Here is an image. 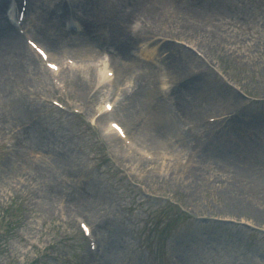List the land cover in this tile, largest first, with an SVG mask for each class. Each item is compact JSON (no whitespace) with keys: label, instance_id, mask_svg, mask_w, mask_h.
I'll return each mask as SVG.
<instances>
[{"label":"rangeland","instance_id":"1","mask_svg":"<svg viewBox=\"0 0 264 264\" xmlns=\"http://www.w3.org/2000/svg\"><path fill=\"white\" fill-rule=\"evenodd\" d=\"M47 1L45 8L51 3ZM112 1L119 0H110L109 7ZM201 1L186 5L152 0L137 9L130 0L110 13L98 6V0L97 12L89 4L93 10L86 12L83 0L73 2L89 23L90 14H97L91 23L101 28L100 36L111 35L114 29L125 41L138 36L125 47L156 77L165 116L174 119L175 135L186 138L181 144L164 143L138 125L132 128L130 118H120L122 112L116 110L137 146L154 156V161H146L108 138L107 117L104 122L101 115L92 118L98 111L92 108L97 95L87 88L95 80L78 90L70 85L72 76L66 70L57 78L37 70L25 85L22 114L17 111L12 118L10 131L0 129V231L9 230L0 232V264H264V217L227 200L242 196L264 210V0ZM216 4L224 9L220 16L208 7ZM170 6L205 11L216 25L218 32L211 30L215 37L207 27L200 31L201 41L188 40L177 35L169 21L152 20L168 16L164 9ZM47 11L28 12L27 21L41 25L35 24L29 36L43 46L57 45L51 49L53 60L78 56L81 45L73 42L84 33H64L56 23L57 13ZM229 20L235 24L229 25ZM108 48L112 49L110 44ZM20 53L8 49L2 73L10 72L9 65L20 60ZM101 55L83 61L81 69L97 68L104 60L115 70V56ZM134 69L137 73L142 68ZM81 74L85 80L90 77L87 69ZM133 77L117 81L113 91L117 101H122L123 90L130 93ZM53 79L66 83L68 91L61 92ZM41 80L46 82L39 89ZM160 81L166 82L165 91L159 89ZM11 90L18 92L14 86ZM78 94H84L88 109L79 104ZM52 99L66 109L54 106ZM73 109L81 115H74ZM156 152L159 161L162 152L173 154L174 160H164L163 166L170 175L160 172ZM23 158L31 161L24 165ZM48 162V168L39 167ZM174 165L178 169L170 171ZM178 174L191 183L192 197L185 198L175 185ZM79 189L93 204L90 215L73 207L77 202L68 192ZM171 199L193 210L185 214L175 202H168ZM84 216L95 237L91 250L79 231L77 217Z\"/></svg>","mask_w":264,"mask_h":264},{"label":"bare ground","instance_id":"2","mask_svg":"<svg viewBox=\"0 0 264 264\" xmlns=\"http://www.w3.org/2000/svg\"><path fill=\"white\" fill-rule=\"evenodd\" d=\"M47 0H27V10H32L34 13H37L39 8L43 10L44 8V2ZM50 1V0H48ZM47 1V2H48ZM142 1L151 2L152 0H134L135 6L137 9H139V6H141L143 3H140ZM179 2L192 4V3H202L201 0H176ZM6 2V1H5ZM38 6V7H37ZM209 8L213 9L216 14H222L224 12V9L219 5L216 4V6H209ZM41 11V10H40ZM150 11L153 13L155 9L151 5ZM151 13V14H152ZM61 17L68 18L69 13L68 11H63L61 13ZM154 16V15H152ZM158 18L164 19V21H169L171 23L173 31L177 35H183L186 39L192 40L195 39V37L199 38V41H201L203 34L200 33L197 26H194L193 24H188L186 22H182L180 20L170 18L168 16H159L156 18V16L152 17V20L158 22ZM134 37L138 38V36H134L131 40V42L134 41ZM201 38V39H200ZM107 42L108 44L112 43L113 48L116 50V69H115V76L113 80H115V83L117 84V81H123L124 78L134 74V81L131 87V91L129 94L123 90L122 94L123 100H126L128 104L136 111V115H133L134 122H136V125L141 127L143 130H148L149 132L156 135L157 139L164 143L172 142L173 145L181 144L180 142L183 141L186 136L185 135H175L173 132L175 128V123L173 119H171L168 114L165 116V111L163 107V103L160 104L159 102V92L156 90L157 85V79L156 77H152V75L148 74V69L145 67V65L138 64L132 59L129 55L130 49L125 47L126 44L129 46L133 43H124L116 34V37L112 39L103 40ZM94 43V42H93ZM202 45V44H201ZM204 47L206 44H203ZM10 48L11 51L19 50L21 49V53L18 57L20 59L17 63H11L9 65L10 72L8 70V73H2L3 71L7 69V57L4 55H7L8 49ZM83 56L84 57H96L99 54V50H94L92 48V41L91 44L86 45L85 48H82ZM17 59V60H18ZM112 60L111 58H109ZM113 62V61H112ZM172 64V70L176 67V64L174 62H171ZM106 62L102 61L99 66L97 67L98 72H100L102 69L106 67ZM40 67V68H39ZM134 67L142 68L137 73L135 72ZM41 69V66L36 63L34 55L29 50L23 46L21 43L20 37L16 34L14 28L10 25H8L5 22V18L0 15V119H3L4 121H0V128L4 129L6 131H10V122L12 121V118L16 115L17 111L22 114L23 109V97L26 93L25 85H29L32 81L33 75L36 73L37 70ZM83 69V67H82ZM90 72V77L88 80H85L83 76H79L72 71L68 70L70 76H72V80H70V84L73 85L76 89H81V85H86L90 80H95L94 82H101L103 79L100 76H96L97 69L96 68H90L85 67L83 70H86ZM43 70V68H42ZM147 70V71H144ZM179 71V69L177 68ZM46 71V70H45ZM43 70V73H46ZM82 71H80L81 73ZM184 71H180L179 74L183 73ZM44 77V76H43ZM80 77V78H79ZM45 78V77H44ZM46 82V80L38 81V87L41 89L43 84ZM156 82V83H155ZM84 83V84H83ZM91 83V82H90ZM94 83V84H95ZM187 84H190L191 87H193V80L187 82ZM15 87L17 89V94H14V92L11 90V87ZM86 87V86H85ZM10 88V91H9ZM190 88V87H189ZM194 89V88H193ZM21 92V93H20ZM82 98L83 95L78 94V98ZM25 112V110H23ZM25 113H29L28 110H26ZM138 122V123H137ZM146 131L147 133H149ZM108 135L112 137L113 140L118 142V139L114 135V133L108 131ZM120 148L123 149V147L120 145ZM31 160H28L26 158L22 159V163L24 165H27ZM42 162V161H40ZM51 162H48V164H39L40 168L45 169L44 167L48 168ZM46 165V166H45ZM89 182H86L88 184ZM69 196L71 197L72 201L75 200L77 202L76 204H73L74 208L81 207L88 215L91 214L93 211V204L86 201V193L82 192V190L74 191L72 190L68 192ZM74 202V201H73ZM80 205V206H78ZM238 208V207H236ZM241 208V207H240ZM247 212H251L246 207H243ZM242 211V208L239 209ZM259 214V213H258ZM261 215V214H259ZM97 224L98 220L96 219ZM99 226V224L97 225Z\"/></svg>","mask_w":264,"mask_h":264},{"label":"snow or ice","instance_id":"3","mask_svg":"<svg viewBox=\"0 0 264 264\" xmlns=\"http://www.w3.org/2000/svg\"><path fill=\"white\" fill-rule=\"evenodd\" d=\"M41 55H44V54L41 52ZM49 67H50V68H55V65H54V64H51V65H49ZM108 108H109V110H110V109H111V105H108ZM112 127H113V128H116V129L119 131L118 125L113 124ZM121 134H122V133H121Z\"/></svg>","mask_w":264,"mask_h":264}]
</instances>
